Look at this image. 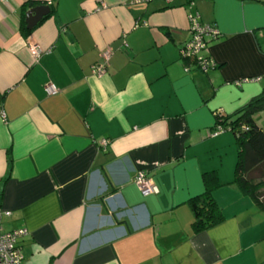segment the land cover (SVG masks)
Returning <instances> with one entry per match:
<instances>
[{
	"label": "crops",
	"instance_id": "0c3cea01",
	"mask_svg": "<svg viewBox=\"0 0 264 264\" xmlns=\"http://www.w3.org/2000/svg\"><path fill=\"white\" fill-rule=\"evenodd\" d=\"M27 1L50 11L25 36ZM187 3L0 0V207L4 230L28 231L21 264H264V209L231 183L235 138L214 129L264 87V0ZM193 11L219 31L207 72L180 57ZM209 171L224 221L193 233Z\"/></svg>",
	"mask_w": 264,
	"mask_h": 264
},
{
	"label": "trees",
	"instance_id": "16d2710c",
	"mask_svg": "<svg viewBox=\"0 0 264 264\" xmlns=\"http://www.w3.org/2000/svg\"><path fill=\"white\" fill-rule=\"evenodd\" d=\"M33 5L34 2L27 1L22 8L21 31L25 36L30 35L33 30V28H27L24 22L25 8ZM52 11L54 8H51ZM218 37L219 35L216 38ZM180 57L187 69L191 64L197 68L194 59L181 55ZM214 67L215 64L212 68ZM260 111H264V87L231 113L214 111V129L220 127L222 130H230L235 138L237 157L231 183L237 185L244 195L264 209V130L254 118L255 114ZM202 180L204 190L187 201L193 213L191 223L193 233L202 232L224 221L223 213L212 195L213 191L221 185L216 172L203 173Z\"/></svg>",
	"mask_w": 264,
	"mask_h": 264
},
{
	"label": "built area",
	"instance_id": "2783aa9c",
	"mask_svg": "<svg viewBox=\"0 0 264 264\" xmlns=\"http://www.w3.org/2000/svg\"><path fill=\"white\" fill-rule=\"evenodd\" d=\"M151 1L153 0H131L133 3L140 4H147ZM162 1L167 5H171L179 0ZM187 4L192 7L194 3L191 0ZM100 7H105V4L103 3ZM188 21L189 39L181 46L180 55L182 57L185 56L194 59L197 68L200 69L201 72H207L215 64L213 59L207 54V44L210 40L215 39L219 35V31L209 23L202 22L197 11L189 12ZM28 46L31 49L35 59H37L43 52L46 51L38 45L29 44ZM109 56V50L103 51L102 57L105 63L108 61ZM105 63L92 65V73L96 76L105 74ZM44 90L48 95L58 92L57 86L52 82L45 83ZM219 131H222V128L218 127L216 129V132ZM102 144L105 145L106 141L103 140ZM134 181L143 195L157 192L156 186L143 172H137ZM9 215L10 211L0 207V264H21L24 259V254L19 245V240L25 237L28 234V231L23 227L4 230L3 219Z\"/></svg>",
	"mask_w": 264,
	"mask_h": 264
},
{
	"label": "water",
	"instance_id": "95a60500",
	"mask_svg": "<svg viewBox=\"0 0 264 264\" xmlns=\"http://www.w3.org/2000/svg\"><path fill=\"white\" fill-rule=\"evenodd\" d=\"M50 11V7L47 4H38L30 7L25 13L26 27L33 28L45 15Z\"/></svg>",
	"mask_w": 264,
	"mask_h": 264
},
{
	"label": "rangeland",
	"instance_id": "374dc122",
	"mask_svg": "<svg viewBox=\"0 0 264 264\" xmlns=\"http://www.w3.org/2000/svg\"><path fill=\"white\" fill-rule=\"evenodd\" d=\"M193 1H198V0H193ZM235 156H236V148H235Z\"/></svg>",
	"mask_w": 264,
	"mask_h": 264
}]
</instances>
